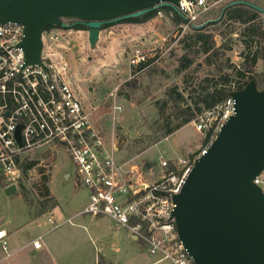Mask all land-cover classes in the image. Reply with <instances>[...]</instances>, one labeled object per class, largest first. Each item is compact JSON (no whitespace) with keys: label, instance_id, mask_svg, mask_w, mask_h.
Wrapping results in <instances>:
<instances>
[{"label":"built area","instance_id":"obj_1","mask_svg":"<svg viewBox=\"0 0 264 264\" xmlns=\"http://www.w3.org/2000/svg\"><path fill=\"white\" fill-rule=\"evenodd\" d=\"M222 1L181 0L176 10L157 9L156 18L171 19L177 12L186 20V25L179 28L187 31L199 27L203 17ZM64 22L69 28L50 27L43 33L42 66H26L21 47L24 27L0 24L2 191L15 186L18 192L35 168L25 172V163L31 162L29 158L33 155L53 147L73 165L76 186L89 193L87 206L63 223L57 224L52 213L47 214L53 230L74 225L80 216L108 218L117 229L135 237L150 257L159 259L158 263L194 264L173 218L177 208L175 197L194 165L208 154L223 127L235 115V100L230 95L224 102L204 110L191 123L200 136L198 150L156 163L119 160L115 138L109 141L107 130L101 128V99L96 100L88 90L77 86L79 77L84 79L83 69H75L70 59L72 41L79 34H86L88 41V31L74 27L76 20ZM79 42L82 47L83 41ZM149 60V55L140 49L132 50L131 66L136 68ZM238 85L243 86L244 81ZM237 91L240 89H232V93ZM109 99L112 100L109 115L114 122L123 110L116 104L117 93H110ZM254 183L264 193V170ZM7 238L6 231H0V264L17 254L9 251ZM42 242L43 236L38 237L26 248L40 251Z\"/></svg>","mask_w":264,"mask_h":264},{"label":"rangeland","instance_id":"obj_2","mask_svg":"<svg viewBox=\"0 0 264 264\" xmlns=\"http://www.w3.org/2000/svg\"><path fill=\"white\" fill-rule=\"evenodd\" d=\"M236 1L250 2L264 8V0H224L203 17L199 27L218 22L223 10ZM259 16L264 24V14ZM232 27L236 29V34L225 39L217 33L233 28L212 26L211 30L215 31L219 45L227 42L232 46L227 58L238 67L245 50L239 40L243 28L239 25ZM188 31L174 26L169 18H155L143 26L121 24L103 31L95 50H91L86 34H79L81 36L72 41L70 59L75 69H83L84 75L83 80L79 77L77 86L86 91L95 89V99H101V128L108 131L109 141L115 138L120 150L117 159L132 161L133 164L156 163L161 159L188 155L190 151L200 148V136L192 124L161 140L168 120L171 121V128L179 124L172 118V101L166 95L167 89L178 86L191 102L192 95L198 96V93L211 89L218 81L215 68L208 67L204 57L188 72H178V59L183 55V50L177 43L181 35ZM79 41H83L82 47ZM133 49H140L149 55L150 65L142 73L135 74V67L130 64ZM257 73L264 74L263 62L258 63ZM206 79L210 80L209 83ZM259 88L262 90L264 87ZM113 92L117 93V104L123 110L114 122L109 115L111 102L108 100V95ZM164 102L167 105L161 116L159 108ZM29 160L36 164L24 186L35 196L32 187L40 179L39 171H45V175L50 177V190L59 203L53 214L57 224L83 210L86 192L76 186L74 167L64 153L52 147L40 151ZM35 210L36 207L25 204L20 191L10 197L5 191H0V231L8 234L9 251L17 252L5 264H51L42 252H34L32 248L21 249L52 228L47 215L34 218ZM42 245L61 254L64 264H95L100 253L112 264H169L158 263V258L150 257L129 232L118 230L108 218L80 216L74 220V225H65L46 234Z\"/></svg>","mask_w":264,"mask_h":264},{"label":"water","instance_id":"obj_3","mask_svg":"<svg viewBox=\"0 0 264 264\" xmlns=\"http://www.w3.org/2000/svg\"><path fill=\"white\" fill-rule=\"evenodd\" d=\"M180 1L0 0V24L23 26L26 66H42V36L50 27L67 29L64 21L76 20L73 26L87 29L95 50L106 25L140 18L163 6L176 10ZM235 6L264 14L260 6L236 1L222 17ZM231 97L235 115L175 197L173 218L194 264H264V193L254 183L264 170V88L252 80ZM21 130L20 126L19 141ZM16 193L15 186L5 190L9 197Z\"/></svg>","mask_w":264,"mask_h":264},{"label":"trees","instance_id":"obj_4","mask_svg":"<svg viewBox=\"0 0 264 264\" xmlns=\"http://www.w3.org/2000/svg\"><path fill=\"white\" fill-rule=\"evenodd\" d=\"M158 10L168 12L170 9L163 6ZM158 10L140 18L107 25L104 28L120 24L143 26L156 18ZM170 20L173 21L174 26L177 28L186 25L184 17L177 12H174V16ZM232 25H239L243 28L240 32L239 40L242 42L245 50L241 55L242 61L238 67L232 65L230 58H227V53L232 52V46L227 42L219 45L215 31L211 30L212 26H222L224 29L233 28ZM77 29H84V27H77ZM235 32L236 29L233 28L231 31L224 32L222 30L217 34L225 39L235 35ZM177 44L183 50V55L178 59V72H188L199 59L204 57L205 64L208 67H214L219 76L214 87L198 93V96L192 95L193 99L191 102H188L187 97L183 95L178 86L167 89L166 95L172 101V118L179 124L171 128V121L168 120L165 130H163V134L161 135V140L173 135L182 127L191 124L204 110L224 102L232 94L234 87L241 90L252 80L257 82L258 87H264V74L257 73L258 63H264V24L261 22L259 13L250 8L245 6L228 8L218 22H213L208 26L191 27L188 32H184L181 35ZM149 64L150 62L136 67L134 73H142ZM205 81L208 82L210 80L206 79ZM241 81H244L243 86L238 85ZM194 92L193 90L192 93L194 94ZM162 104V107L159 108L161 116L164 115L167 102ZM35 164V162L27 161L25 163V172L31 170ZM39 175V181L32 187L35 196L26 190L24 184L21 185L19 190L25 204L30 207H36L34 213L35 219L49 214L58 205L50 192V177L45 175L43 169L39 171ZM3 186V183L0 182V191L4 188ZM98 264H107L103 256H99Z\"/></svg>","mask_w":264,"mask_h":264},{"label":"crops","instance_id":"obj_5","mask_svg":"<svg viewBox=\"0 0 264 264\" xmlns=\"http://www.w3.org/2000/svg\"><path fill=\"white\" fill-rule=\"evenodd\" d=\"M121 25V24H120ZM107 26V25H106ZM113 27V26H112ZM111 28V27H110ZM110 28H104L103 30H102V32H101V35H100V40H101V38H102V35H103V31H106L107 29H110ZM99 40V41H100ZM89 91V93H91L92 91L94 92L92 95H95V93H96V90L95 89H89L88 90ZM110 102H111V105H112V100H110ZM118 102H117V100H116V104H117ZM118 105V104H117ZM104 129V128H103ZM108 132V131H107ZM108 140H109V138H107ZM120 152V150L118 149V153ZM191 152V151H190ZM67 178H70V176L69 175H67L66 176ZM50 188V187H49ZM75 189H77L76 188V186L74 187ZM85 192H86V199L83 201L84 203H83V209L87 206V204H88V202H89V193H88V191H86V190H84ZM50 192H51V190H50ZM51 194H52V192H51ZM52 196L54 197V199L57 201V199L55 198V196L52 194ZM57 203H58V201H57ZM59 206V203H58V205L55 207V208H57ZM55 208L51 211V213H52V215L54 214V210H55ZM69 219V218H68ZM65 220H67V219H65ZM63 222H64V220H63ZM62 222V223H63ZM57 223V222H56ZM115 225V224H114ZM117 228V227H116ZM119 230V229H118ZM53 231H56V230H53L52 228H51V230H49L46 234H50L51 232H53ZM46 234L45 235H43V238L46 236ZM131 237H132V239L135 241V242H138L137 240H136V238L135 237H133L132 235H131ZM65 242H63V243H60L59 242V244H64ZM139 243V242H138ZM140 244V243H139ZM141 245V244H140ZM26 246L27 245H25V246H23L21 249L22 250H25V249H27L26 248ZM62 247H64V246H62ZM29 248V247H28ZM34 250V249H33ZM53 248H50V247H48V246H45V245H43V247H42V249L40 250V251H34V252H42V254L48 259V261L51 263V264H64L63 262H62V255L60 254H58L57 252H53ZM99 256H101V253L100 254H98V256H97V258H96V260H95V264H98V259H99ZM107 262V261H106ZM107 264H112V263H110V262H107Z\"/></svg>","mask_w":264,"mask_h":264},{"label":"bare ground","instance_id":"obj_6","mask_svg":"<svg viewBox=\"0 0 264 264\" xmlns=\"http://www.w3.org/2000/svg\"><path fill=\"white\" fill-rule=\"evenodd\" d=\"M4 231V230H3Z\"/></svg>","mask_w":264,"mask_h":264}]
</instances>
